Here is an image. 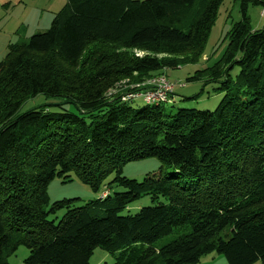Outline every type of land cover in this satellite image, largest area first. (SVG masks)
<instances>
[{
    "label": "trees",
    "instance_id": "obj_1",
    "mask_svg": "<svg viewBox=\"0 0 264 264\" xmlns=\"http://www.w3.org/2000/svg\"><path fill=\"white\" fill-rule=\"evenodd\" d=\"M223 1L66 0L48 30L9 46L0 63V264L21 247L25 264H90L97 249L114 264H199L214 253L264 264V26L253 31L248 16L264 0H237L242 20L223 60L189 80L223 79L215 111L169 109L175 91L163 104L128 99L163 71L199 62ZM38 96L62 102L18 115ZM147 158L162 163L155 180L123 176ZM73 175L99 199L51 204L49 184ZM145 197L154 205L123 215Z\"/></svg>",
    "mask_w": 264,
    "mask_h": 264
},
{
    "label": "rangeland",
    "instance_id": "obj_2",
    "mask_svg": "<svg viewBox=\"0 0 264 264\" xmlns=\"http://www.w3.org/2000/svg\"><path fill=\"white\" fill-rule=\"evenodd\" d=\"M64 5L65 1L63 0H0V63L5 59L10 45L18 43L19 40L28 39L38 32L48 30L56 14ZM262 12V6H251L249 8L248 16L253 31H258L264 26V16H261ZM47 20L48 23H46ZM241 20L240 2L237 0H224L211 29L204 56L199 62L184 64L177 69L163 71L164 75L162 76L176 86L173 101L168 105L169 109H196L213 112L218 108L224 97V94L219 90L223 79L219 82L212 81L209 77H202V79L194 82H189V80L198 72L212 69L223 60L229 43L228 33L234 24ZM41 27H45L46 29L43 30ZM131 53L137 56L143 55L139 51H132ZM239 72L240 69L236 67L231 71V76L235 78ZM61 102L62 99L38 96L25 102L19 110L18 115L39 107L58 109V105ZM138 102L141 105H145L142 99H139ZM64 106L70 111L75 110L73 106L68 104ZM161 167L162 163L157 158L132 161L124 166L123 176L139 182L155 180L160 175ZM113 178L114 176H111L106 184L110 183ZM113 190L121 191L118 188H114ZM101 192L97 193L93 191L74 175L68 180L56 178L48 186L51 204L63 200H75L77 206H83L88 202L99 199ZM161 201L163 202L162 198ZM153 205L150 198L145 197L129 206L123 212V215H134L142 208ZM64 214L65 212H59L56 216L51 217V220L55 219L56 223H58ZM176 237L177 235L168 237L160 245H167ZM214 255L220 257L222 264H227L223 255L217 253H214ZM28 256L29 250L21 247L15 255L10 257L9 264H25ZM90 264H114V259L108 252L97 249L91 257ZM216 264L221 263L217 260ZM255 264H262V262L259 261Z\"/></svg>",
    "mask_w": 264,
    "mask_h": 264
},
{
    "label": "built area",
    "instance_id": "obj_3",
    "mask_svg": "<svg viewBox=\"0 0 264 264\" xmlns=\"http://www.w3.org/2000/svg\"><path fill=\"white\" fill-rule=\"evenodd\" d=\"M264 16V11L262 13ZM142 86H148L150 89L143 93L132 94L128 99H142L147 104L168 103L170 95L175 91L176 86L171 84L164 76H158L146 81ZM139 87V85L137 86Z\"/></svg>",
    "mask_w": 264,
    "mask_h": 264
},
{
    "label": "crops",
    "instance_id": "obj_4",
    "mask_svg": "<svg viewBox=\"0 0 264 264\" xmlns=\"http://www.w3.org/2000/svg\"><path fill=\"white\" fill-rule=\"evenodd\" d=\"M63 1H65V3H66V0H63ZM46 23H48V20L46 21ZM41 29L44 30L46 28L45 27H41ZM217 260H219V262L222 264V261H221L220 257H218L217 255L211 254V255H208L206 257H203L201 259V262L199 264H216Z\"/></svg>",
    "mask_w": 264,
    "mask_h": 264
}]
</instances>
